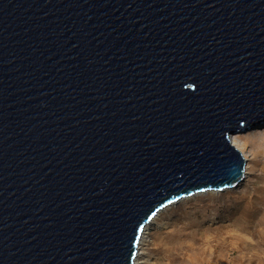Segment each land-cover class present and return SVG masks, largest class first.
<instances>
[{
	"label": "water",
	"instance_id": "obj_1",
	"mask_svg": "<svg viewBox=\"0 0 264 264\" xmlns=\"http://www.w3.org/2000/svg\"><path fill=\"white\" fill-rule=\"evenodd\" d=\"M262 127L264 0H0V264H134Z\"/></svg>",
	"mask_w": 264,
	"mask_h": 264
},
{
	"label": "rangeland",
	"instance_id": "obj_2",
	"mask_svg": "<svg viewBox=\"0 0 264 264\" xmlns=\"http://www.w3.org/2000/svg\"><path fill=\"white\" fill-rule=\"evenodd\" d=\"M234 136L247 157L241 185L162 211L144 247V264H264V127Z\"/></svg>",
	"mask_w": 264,
	"mask_h": 264
},
{
	"label": "bare ground",
	"instance_id": "obj_3",
	"mask_svg": "<svg viewBox=\"0 0 264 264\" xmlns=\"http://www.w3.org/2000/svg\"><path fill=\"white\" fill-rule=\"evenodd\" d=\"M239 139H240L239 136H232L230 138V141H231L230 143L232 144L233 147H235L240 152L241 148H240V145L238 143ZM240 153L242 154L244 159H247V157L245 156V154L243 152H240ZM248 169H249V166L247 165L246 170H248ZM196 196H198V195H195L194 197H196ZM194 197H191V198H194ZM170 206H172V205H170ZM170 206L166 207L164 210H167ZM159 214L157 216H155L151 220V222L145 227L144 232L142 233L140 241H139V247H138V251H137V256L134 260V264H144L145 260H144V257L142 256L143 252L145 250L144 247L146 246V242L148 241V236L150 234V231L152 230L153 226L156 225V218L159 216Z\"/></svg>",
	"mask_w": 264,
	"mask_h": 264
}]
</instances>
